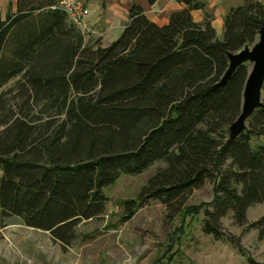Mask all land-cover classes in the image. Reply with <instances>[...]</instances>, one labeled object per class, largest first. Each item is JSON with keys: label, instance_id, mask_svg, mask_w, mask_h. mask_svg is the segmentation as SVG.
Returning <instances> with one entry per match:
<instances>
[{"label": "trees", "instance_id": "obj_1", "mask_svg": "<svg viewBox=\"0 0 264 264\" xmlns=\"http://www.w3.org/2000/svg\"><path fill=\"white\" fill-rule=\"evenodd\" d=\"M176 1L185 8L159 24L134 0L108 45L86 39L57 1L17 0L0 18V230L18 217L70 245L81 221L105 213L104 187L164 161L124 201V220L155 199L171 213L206 208L204 232L217 239L228 214L264 238V215L248 219L264 203V142L255 143L264 138V105L230 139L249 63L220 83L229 53L257 41L264 0L231 7L222 39L207 12L193 18L205 1ZM211 180L210 203L183 205Z\"/></svg>", "mask_w": 264, "mask_h": 264}, {"label": "rangeland", "instance_id": "obj_2", "mask_svg": "<svg viewBox=\"0 0 264 264\" xmlns=\"http://www.w3.org/2000/svg\"><path fill=\"white\" fill-rule=\"evenodd\" d=\"M212 1L205 0L204 18L206 12L211 15L217 37L222 39L224 19L230 9L225 13L214 11L216 6L209 7ZM251 1L256 0L233 2L238 4L236 7ZM228 2L231 0L223 6ZM14 6L12 0H0V18ZM85 36L97 39L98 33L86 32ZM263 140L256 138L255 143ZM165 165L164 161H157L140 174H122L104 187L109 199L105 213L81 221L70 245L55 240L49 231L27 226L18 217L10 218L0 230V264H264V238L257 229L236 224L232 214L221 220L222 239L204 232L203 207L199 213L180 214L183 206L171 213L159 200L151 199L132 218L124 220V201L136 199L149 178ZM213 198L211 180L188 194L183 205L207 204ZM262 215L264 203L254 204L248 210L249 222Z\"/></svg>", "mask_w": 264, "mask_h": 264}, {"label": "crops", "instance_id": "obj_3", "mask_svg": "<svg viewBox=\"0 0 264 264\" xmlns=\"http://www.w3.org/2000/svg\"><path fill=\"white\" fill-rule=\"evenodd\" d=\"M1 1L6 3L9 0ZM12 1L17 3V0ZM83 1L90 10L89 24L92 33H98L97 39H100L103 45H108L117 39L116 37L120 36L128 23L129 7L134 0H102V2H100V0ZM233 1L234 0H231V2L223 6L226 0H213L209 7L216 6L215 9L212 7L214 11L225 13L231 7L238 5L234 4ZM139 2L145 7L148 17L159 24H166L173 12L185 8L184 4L176 0H157L153 5H149L146 0H139ZM12 11H16V6L12 8ZM192 15L197 22H202L204 20V11L202 9L193 10ZM5 16L1 18H5Z\"/></svg>", "mask_w": 264, "mask_h": 264}, {"label": "water", "instance_id": "obj_4", "mask_svg": "<svg viewBox=\"0 0 264 264\" xmlns=\"http://www.w3.org/2000/svg\"><path fill=\"white\" fill-rule=\"evenodd\" d=\"M250 63L251 69L243 92L242 110L238 118L230 125V139H235L247 128V120L255 110L264 105L262 92L264 86V27L260 30L257 41L246 45L235 53H229V67L220 83L225 82L242 64Z\"/></svg>", "mask_w": 264, "mask_h": 264}, {"label": "built area", "instance_id": "obj_5", "mask_svg": "<svg viewBox=\"0 0 264 264\" xmlns=\"http://www.w3.org/2000/svg\"><path fill=\"white\" fill-rule=\"evenodd\" d=\"M55 7L63 9L70 21L78 26L84 34L91 32L90 10L83 0H58Z\"/></svg>", "mask_w": 264, "mask_h": 264}]
</instances>
